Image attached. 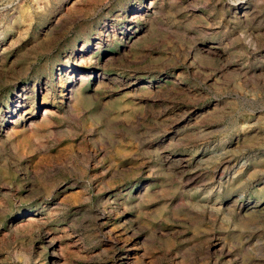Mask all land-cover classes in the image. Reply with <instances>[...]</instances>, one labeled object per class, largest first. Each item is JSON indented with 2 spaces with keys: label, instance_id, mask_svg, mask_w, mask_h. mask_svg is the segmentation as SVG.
Here are the masks:
<instances>
[{
  "label": "rangeland",
  "instance_id": "rangeland-1",
  "mask_svg": "<svg viewBox=\"0 0 264 264\" xmlns=\"http://www.w3.org/2000/svg\"><path fill=\"white\" fill-rule=\"evenodd\" d=\"M0 264H264V0H0Z\"/></svg>",
  "mask_w": 264,
  "mask_h": 264
}]
</instances>
